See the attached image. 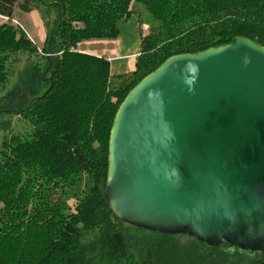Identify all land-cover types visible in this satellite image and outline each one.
<instances>
[{"label": "trees", "instance_id": "obj_1", "mask_svg": "<svg viewBox=\"0 0 264 264\" xmlns=\"http://www.w3.org/2000/svg\"><path fill=\"white\" fill-rule=\"evenodd\" d=\"M132 1L0 0V16L10 22L18 4L54 16L45 19L42 49L14 24L0 26V87L14 71L10 57L25 55L0 113L20 116L30 128L24 141L10 135L0 151V264H264L263 254L127 225L105 198L110 133L128 93L172 56L235 37L264 46V0H136L153 24L141 34L135 71L115 84L109 61L77 48L116 39ZM57 189L65 196L72 190L76 214L66 213V200L59 205Z\"/></svg>", "mask_w": 264, "mask_h": 264}, {"label": "water", "instance_id": "obj_2", "mask_svg": "<svg viewBox=\"0 0 264 264\" xmlns=\"http://www.w3.org/2000/svg\"><path fill=\"white\" fill-rule=\"evenodd\" d=\"M107 163L118 220L264 255V46L165 60L119 106Z\"/></svg>", "mask_w": 264, "mask_h": 264}, {"label": "rangeland", "instance_id": "obj_3", "mask_svg": "<svg viewBox=\"0 0 264 264\" xmlns=\"http://www.w3.org/2000/svg\"><path fill=\"white\" fill-rule=\"evenodd\" d=\"M130 10L133 13L130 16V19H128L126 22L122 21L118 26L120 27V31H121L120 34L121 39L125 41L126 44L131 43L132 41L131 39L132 37H134L133 36L134 27L136 28V30H138L137 23H139L142 33H144L145 36H148L150 34L151 26L153 24V18L149 14L148 9L144 4L137 2L136 0H133L130 6ZM43 14L45 15V18ZM43 14L35 10V13L33 14L34 16L33 15L29 16L27 12L22 11L21 7L18 4L16 6L13 20L11 22L8 20V18H4L0 16V26L6 23H12L21 30H24L23 27L26 28V30L29 33V34L26 33L28 38L30 39L32 37L30 39L31 42H33L39 49H42V47L45 45L48 36V29L45 26L46 23L45 19L52 20L54 18L53 13L52 15H50V18L48 16L49 14L48 15L46 13ZM29 23L34 24L31 25L32 29ZM10 58L11 59L9 61L12 63L9 64V67L10 69H14V71L9 72L8 80L4 85L0 87V100L3 96H5L9 91H11L14 88L15 84H17V72L21 68H23L25 62V55H22L21 53L20 54L14 53L13 56ZM13 60H17L18 62L16 61L13 62ZM119 74L121 73L118 71L117 66L114 65L111 70V75L114 77L115 76L118 77ZM113 83L119 84L121 83V81L115 80ZM29 130H30L29 123L27 121H24L20 116L0 113V151L3 148L2 144L5 140L7 142L11 141V138L14 136L20 141H24L26 136L29 135ZM87 183L88 182H86V180L83 183H79L78 193L81 190H83L85 187H87ZM53 192H55L54 194L56 196V200H59V205L61 207H63L64 200H66V205L68 207L66 213L70 211V213L76 214L77 206L79 203L76 198L71 196L72 190L67 189L66 192L68 194L66 196L64 194H60L61 191L59 189Z\"/></svg>", "mask_w": 264, "mask_h": 264}, {"label": "crops", "instance_id": "obj_4", "mask_svg": "<svg viewBox=\"0 0 264 264\" xmlns=\"http://www.w3.org/2000/svg\"><path fill=\"white\" fill-rule=\"evenodd\" d=\"M30 13H28L29 16L33 15L35 13V10ZM127 20H124V22H126ZM29 24L30 27L31 25H34L32 23ZM137 24H138V30H136V28L134 27V35H133L134 37H132L131 39L132 41L129 44H126L125 41L121 39V35H120L121 31H120L119 36L116 39H103V41L102 40L84 41L79 44L77 51L80 53L94 55L99 58L104 57V59L110 62L111 70L114 65L117 66L118 71L121 73L118 75V77L129 75L135 71L137 58L141 51V40H142L141 34H144L142 33L139 23ZM23 29L25 30L26 33H28L26 28L23 27ZM116 77L117 76H115L114 81L116 80Z\"/></svg>", "mask_w": 264, "mask_h": 264}]
</instances>
